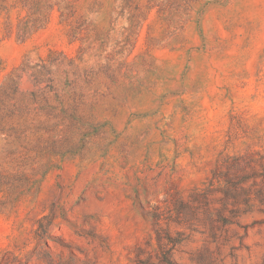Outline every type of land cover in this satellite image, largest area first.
I'll return each mask as SVG.
<instances>
[{"label": "rangeland", "instance_id": "rangeland-1", "mask_svg": "<svg viewBox=\"0 0 264 264\" xmlns=\"http://www.w3.org/2000/svg\"><path fill=\"white\" fill-rule=\"evenodd\" d=\"M0 264H264V0H0Z\"/></svg>", "mask_w": 264, "mask_h": 264}]
</instances>
